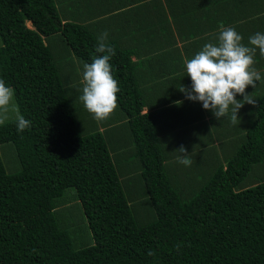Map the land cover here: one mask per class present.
Returning a JSON list of instances; mask_svg holds the SVG:
<instances>
[{"label": "trees", "instance_id": "trees-1", "mask_svg": "<svg viewBox=\"0 0 264 264\" xmlns=\"http://www.w3.org/2000/svg\"><path fill=\"white\" fill-rule=\"evenodd\" d=\"M155 1L159 9H147L144 18L138 5L131 20L106 10L101 21L127 31L106 42L116 53L110 64L120 88L117 107L126 117L138 177L155 213L141 223L132 201L136 194L120 177L106 133L83 131L68 88L74 58L80 69L92 63L101 33L57 0H0V79L14 90L20 115L31 121L23 132L16 118L0 125V145L12 143L20 164L9 172L0 156V264H264V177L244 182L264 163V81L231 138L232 153L184 199L165 167L155 116L142 112L139 63L131 58L132 33L150 34V24L165 17L158 0L140 2L150 8ZM70 187L94 244L76 247L57 219Z\"/></svg>", "mask_w": 264, "mask_h": 264}, {"label": "crops", "instance_id": "crops-1", "mask_svg": "<svg viewBox=\"0 0 264 264\" xmlns=\"http://www.w3.org/2000/svg\"><path fill=\"white\" fill-rule=\"evenodd\" d=\"M57 1L60 4L61 0ZM121 1L123 0H68L69 3L64 9L75 8L73 16L81 20H90L87 22L95 24L96 32L101 34L107 32L108 36H114L116 39L123 32H127L126 27L118 28L117 22L103 24L101 21L108 15L102 14L103 12L113 10L111 13H122L125 16L128 14V20H131L129 15L135 6L140 5L139 15L142 18L146 16L147 9L148 13H152L151 10L154 9L153 14L159 9L156 1V6L150 8L147 3L140 2L142 0L128 6L121 5ZM158 2L164 7L165 17H159L160 19L156 20L158 23L155 21V24H150L152 26L150 29L153 30L150 34L146 30L132 33L135 37L133 44L136 47L133 48L131 58L139 63L137 75L144 100L142 112H152L155 116L167 156L164 161L166 169L174 182H194L191 168L178 162L177 157L181 154L177 149L183 145L191 161L195 156L198 159L202 158L201 162H208L210 169L219 162L224 163V157L231 154L234 149L231 138L237 135L238 128L245 114L247 115L244 109L252 104L244 103L239 110L236 124L230 121L231 112L228 117L217 120L210 110L203 108L202 102L188 100L184 93L179 91L182 85L191 87L185 61L193 58L205 44H218L221 30L227 27L234 28L242 36V43L250 46L251 36L257 32L264 33L262 16L264 0H158ZM136 16L138 18V14ZM139 21L142 20L139 19L135 23ZM127 36L131 37L129 33L124 35ZM144 60H147L146 64L142 63ZM254 61L253 67L261 74V80L256 82L255 88L251 85L246 88V92L253 98L263 86L261 81H264V55L260 54L259 49L256 51ZM141 65H144V68H141ZM76 67L80 68L77 62ZM237 99L243 97L238 94ZM176 101L183 103L177 105ZM100 122H103V125L99 130L106 133L121 179L132 182L134 178L129 173L130 166L134 171H139L140 167L128 139L129 129L125 115L120 111H114ZM121 149H125L123 155L119 153ZM196 164H200V160ZM128 176L131 181L128 180Z\"/></svg>", "mask_w": 264, "mask_h": 264}, {"label": "clouds", "instance_id": "clouds-1", "mask_svg": "<svg viewBox=\"0 0 264 264\" xmlns=\"http://www.w3.org/2000/svg\"><path fill=\"white\" fill-rule=\"evenodd\" d=\"M108 33L101 34L95 47L96 56L92 63L83 65V87L80 100L88 112L98 121L107 119L117 108V93L120 91L118 81L112 74L111 59L115 49L108 44ZM242 36L232 27L223 28L218 37V44L207 43L193 58L185 61L186 74L191 79V87L182 85L179 91L191 101L202 102L217 120L228 117L236 124L239 110L244 103L255 105L256 99L246 92L251 85L261 80V74L253 67L257 49L264 55V33L257 32L249 38V45L242 43ZM243 99H237V95ZM14 90L0 79V125L8 119L9 105L13 100ZM177 105L183 101H176ZM16 127L23 132L31 127V121L18 112ZM178 162L190 166L186 148L178 149ZM179 247V246H177ZM154 255V253H149Z\"/></svg>", "mask_w": 264, "mask_h": 264}, {"label": "rangeland", "instance_id": "rangeland-1", "mask_svg": "<svg viewBox=\"0 0 264 264\" xmlns=\"http://www.w3.org/2000/svg\"><path fill=\"white\" fill-rule=\"evenodd\" d=\"M69 2L68 0H61L60 5H67ZM27 22V25L30 26V23ZM77 60L74 58V62L71 65V74L73 77V82H69L71 91V98L74 101L73 105L75 110L78 112L79 118H81L80 123L83 122L85 132H92L96 129H99L100 126L103 125V122L96 120L90 112L86 110L83 105V102L80 100V96L82 95V87H83V69L76 67ZM72 101V102H73ZM122 112V110L117 107L115 112ZM17 112L20 114L18 107L15 103L14 96L13 100L9 105V112H8V120L16 118ZM123 113V112H122ZM92 116V118L90 117ZM93 122V126L90 124ZM125 149L119 150V153L123 155ZM129 152V150L127 151ZM0 156L2 161L4 162L7 171L15 172L20 169V164L16 155L15 147L12 143H2L0 145ZM207 158V156H205ZM122 158H126L122 156ZM208 159V158H207ZM123 160V159H121ZM200 160V164H196V162ZM202 158L198 159L196 156L191 161V165L188 166L189 169L192 170V175L194 177V182H176V186H179L180 192L183 195L184 199L190 198L194 195L198 189L205 183L208 179V174L210 173L209 165L203 161L201 162ZM209 161V159H208ZM255 168H258L255 170ZM131 176H133V180L131 182L130 188L132 189V193H135V199H133V205H135V210L137 211V219L139 222H146L151 218L155 217V213L151 206V203L147 196L144 194V190L142 184L139 181V171H134L133 167L130 166ZM129 177V176H128ZM264 177V163L258 166H255L251 171L250 174L246 177L245 183H249L252 181H257L258 179H262ZM197 178V179H196ZM131 181L130 177L128 179ZM124 181V180H123ZM128 183V182H127ZM183 184V185H182ZM184 187V188H182ZM130 191V190H129ZM132 196V195H130ZM63 201V205L57 207L56 209V216L61 224V226L67 230L69 235L72 238L73 244L76 247H81L84 245L94 244V239L92 232L88 226V222L86 217L83 214L82 206L75 195V190L73 188H68L61 199Z\"/></svg>", "mask_w": 264, "mask_h": 264}, {"label": "bare ground", "instance_id": "bare-ground-1", "mask_svg": "<svg viewBox=\"0 0 264 264\" xmlns=\"http://www.w3.org/2000/svg\"><path fill=\"white\" fill-rule=\"evenodd\" d=\"M29 24V23H28Z\"/></svg>", "mask_w": 264, "mask_h": 264}]
</instances>
